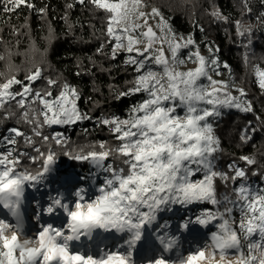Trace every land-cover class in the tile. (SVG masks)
<instances>
[{
	"label": "snow or ice",
	"instance_id": "6c2138e0",
	"mask_svg": "<svg viewBox=\"0 0 264 264\" xmlns=\"http://www.w3.org/2000/svg\"><path fill=\"white\" fill-rule=\"evenodd\" d=\"M88 3L105 13L108 43L115 40L111 58L120 50L135 53L125 63L135 66L137 75L116 98L136 94L144 98L129 107L126 118L97 119L112 141L73 146L63 133L45 134L44 129L92 119L78 108V90L49 77H43L45 88H33L44 69L34 66L24 80L18 79L9 51V74L0 72V124L15 119L28 131L13 126L0 135V264H137L135 255L146 258L142 264H264V187L249 183L247 171L258 161L243 155L239 159L244 168L235 161L227 171L217 167V154L223 149L214 122L225 108L253 111L244 99L245 90L233 86L238 92L234 96L228 81L213 79L209 68L214 71L218 59L201 55L198 46L182 58L180 50L195 45L194 39L178 37L158 8L142 11L144 0ZM0 4L5 13L21 5L34 8L30 0H0ZM245 7L251 11L246 0ZM212 15L228 19L218 11ZM261 17L264 13L257 19ZM149 19H156L155 29ZM235 25L239 36H248L244 45L248 47L251 26L239 20ZM102 49L103 45L97 51ZM0 60H5L3 54ZM189 61L197 66L181 71ZM255 75L264 89V70L257 67ZM15 85L21 86L19 91L12 90ZM251 123L240 132L243 144L258 130ZM61 155L87 162V175L58 174L55 165ZM252 175H260L259 169ZM218 180L227 191L218 190ZM49 182L58 183L63 191L48 192L43 201L29 197V190L39 193ZM194 204L211 207L183 218L177 231L195 236V226L211 225L215 230L185 256L178 251L179 237L168 231L169 222L160 224L159 219L177 205L187 209ZM26 205H34L31 215ZM28 221L36 225L31 233ZM174 250L176 259L167 258Z\"/></svg>",
	"mask_w": 264,
	"mask_h": 264
},
{
	"label": "trees",
	"instance_id": "16d2710c",
	"mask_svg": "<svg viewBox=\"0 0 264 264\" xmlns=\"http://www.w3.org/2000/svg\"><path fill=\"white\" fill-rule=\"evenodd\" d=\"M34 8L21 5L15 12L5 13L0 4V72L7 73L8 53H12L11 62L17 78L24 80L25 74L40 66L43 76L32 86L35 89L46 87L43 77L67 81L79 92L78 108L92 117L73 125H63L60 132L70 138L73 146L87 145L100 141H112L108 129L97 123V119L111 116L126 118L131 105L140 101L143 94L117 99V93L131 87L136 77L135 66L124 62L121 55L111 58V43L106 36V19L103 11L97 10L85 0H30ZM147 7H156L164 15L177 36H191L195 46L208 57L218 59L216 69L228 79L229 88H243L246 99L253 106L252 112L237 109H222V115L215 120L214 128L219 136L223 151L218 153L217 167L227 171V165L233 161L244 168L246 164L240 156H254L257 165L247 166L250 182H259L264 186V92L257 88L254 68H264V0H144ZM72 7L69 8L68 5ZM45 9L40 13L39 9ZM218 11L227 21L212 15ZM241 21L245 27L251 26V44L248 36L237 34L235 22ZM101 52L97 50L101 48ZM211 49V54L209 52ZM228 67L225 68L224 65ZM79 73V75H77ZM0 82H3L0 79ZM20 85L13 86L14 91ZM59 86L53 88L55 96ZM238 93V92H237ZM15 102H13L14 104ZM22 111V110H19ZM19 111L17 115H19ZM2 115V113H0ZM259 117V120L257 119ZM251 121L257 128L252 139L243 144L239 140L242 129ZM21 126L12 119L0 124V135L7 128ZM28 131L27 125L21 126ZM53 127H46L45 134H51ZM39 142V138H36ZM21 146L23 141L21 139ZM32 155L36 153L27 149ZM27 163V161H25ZM60 167L87 170V162H77L61 155L57 161ZM259 169L260 175L253 176L252 171ZM239 182V180L237 181ZM236 182V183H237ZM218 190L227 191L217 181ZM231 187V185H230Z\"/></svg>",
	"mask_w": 264,
	"mask_h": 264
},
{
	"label": "rangeland",
	"instance_id": "374dc122",
	"mask_svg": "<svg viewBox=\"0 0 264 264\" xmlns=\"http://www.w3.org/2000/svg\"><path fill=\"white\" fill-rule=\"evenodd\" d=\"M151 9H152V7H143L141 10L142 11H145V12H150L151 11ZM132 19H135L134 17L132 18ZM136 23H143V21L142 20H136L135 21ZM148 23L150 24V25H152L153 26V28L155 29V27H156V23H157V21H156V19H149V21H148ZM145 29H140V31H144ZM157 30V32H159V30L158 29H156ZM139 33H135V35H138ZM113 44H115V40H112V43H111V51H112V45ZM139 47H143V43L141 44V45H139ZM196 50V46L195 45H191V46H189L188 48H182L181 50H180V52H179V55L183 58V57H186L187 55H188V53H189V51H195ZM165 51H166V54H168L167 53V49H165ZM200 51V50H199ZM200 54L201 55H203V56H205L206 57V55L204 54V53H202L201 51H200ZM117 55H121V57H122V59L124 60V62L127 60V58H128V56L129 55H135V53H132V54H128L126 51H124V50H120L119 52H118V54ZM207 58H208V53H207ZM197 65L195 64V63H193V62H191V61H189V62H186L184 65H181L180 66V70L181 71H186V70H188V69H194L195 67H196ZM259 68L260 70H264V68H261V67H259V66H256L255 68H254V78H255V82H256V85H257V88L259 89V90H261V91H263L264 92V89H261L260 87H259V84H258V79H257V77H256V75H255V71H256V68ZM153 68L157 71V72H159V69H156L155 68V65H153ZM217 72H219L216 68H215V70L213 71L212 70V68H209V74L212 76V78L213 79H215V80H224V81H228V79L226 78V77H224L223 75H217L216 73ZM202 83H207V81L206 80H202L201 81ZM13 90V89H12ZM14 91V90H13ZM229 91H232V94L234 95V96H236V95H238V93L234 90V88H229ZM18 99H19V97H18ZM73 125V124H72ZM53 127V131H52V133H54V132H60V128H61V125H53L52 126ZM61 133V132H60ZM4 134H7V132L5 131L3 134H1V135H4ZM55 167L58 169V174H61V172H62V170H66V171H70V172H72L71 171V169H68L67 167H60L59 165H57V163H56V165H55ZM89 164L87 165V173H88V171H89ZM75 168V167H74ZM74 171L76 172V173H80V172H82V173H84L83 175H87V174H85L86 172H84V169H74ZM195 179V178H194ZM50 183V185H52V187H50V188H52V190H54V194L53 195H55L56 194V191L57 190H59V191H63V189L60 187V185L58 184V183H54V185L51 183V182H49ZM240 183V181L239 182H237V184H239ZM249 183H251V184H253V185H256V186H260V187H264L262 184H260L259 182H250L249 181ZM47 190V189H46ZM29 191H31V190H29ZM209 208V207H211V205H208V204H194V205H191V206H189L187 209H185V208H182V207H180V206H175L174 207V210L172 211V212H175V211H180V210H192V209H194V213H196V211L198 210V209H200V210H198V212H200L201 210H202V208ZM197 212V213H198ZM166 213H168V212H164V213H161L160 214V217L162 216V215H165ZM29 215H31V213H29ZM165 220V219H164ZM161 220H159V223L160 224H163L164 223V221L163 222H160ZM176 223V222H175ZM170 224H172V223H170L169 222V225ZM35 227H36V225L35 224H32V227H31V231H29L30 233L32 232V231H34L35 230ZM195 229H196V232H195V236H193V235H191L190 237H188V239L189 240H186V246H183V244H182V242H181V244H179V246H178V251L181 253V254H183V255H187L188 253H186V251H187V248H189V242H191L192 241V239L193 238H195L196 236L198 237H201L202 235H208V233H210L211 231H214L215 229L210 225L209 226V228H207V229H204V228H201L200 226H195ZM181 233L182 232H180V234H176V236H178L179 237V240L181 239L180 238V235H181ZM184 237H182V239H183ZM190 250H188V252H189ZM168 258L169 259H176V251L174 250L172 253H168ZM217 259H218V257H217ZM137 264H141V263H137Z\"/></svg>",
	"mask_w": 264,
	"mask_h": 264
},
{
	"label": "bare ground",
	"instance_id": "6f19581e",
	"mask_svg": "<svg viewBox=\"0 0 264 264\" xmlns=\"http://www.w3.org/2000/svg\"><path fill=\"white\" fill-rule=\"evenodd\" d=\"M42 191H46V189L45 188H41L40 192H42ZM54 193L55 192L53 190V194ZM28 195L29 196L36 195L37 197H39L38 199H41L42 201L44 200L43 197L40 198L41 195H39V193H33L32 191H29L28 192ZM26 207H28V205ZM198 210H200V209H198ZM198 210L196 211V213L198 212ZM196 213H194V209H192V210H180V211H175V212H168L165 215H162L159 220H161L160 222H163V221L167 220L168 222L172 223V224L169 225V229L177 230V225L179 224V222H181V220L183 218H186L188 216H194ZM28 223L31 224L30 221H28ZM178 232H180V231H178ZM186 233L187 232H182L181 233V236L184 237V238H186L185 237V236H187ZM202 236H204V235H202ZM149 255H151V254H149Z\"/></svg>",
	"mask_w": 264,
	"mask_h": 264
}]
</instances>
